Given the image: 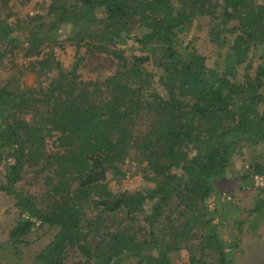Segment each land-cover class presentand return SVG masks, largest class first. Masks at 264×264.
<instances>
[{"label":"trees","instance_id":"1","mask_svg":"<svg viewBox=\"0 0 264 264\" xmlns=\"http://www.w3.org/2000/svg\"><path fill=\"white\" fill-rule=\"evenodd\" d=\"M170 1L74 0L68 9L50 0V14L57 13L59 23L71 25L69 41L83 42L88 52L116 60L115 72L91 80L76 73L77 65L64 75L60 62L42 50L46 42L56 41L58 24L45 30L37 23L25 40L18 41L0 19V47L12 55L35 57L28 64L36 73L57 68L61 76L38 90L0 84V163L10 160L0 191L12 195L18 209L8 241L13 246L26 243L36 222L56 229L50 242L33 255L32 264H125L130 257L136 264H171L170 252L183 246L190 252L189 264H199L201 258L189 247L192 240H198L207 255L215 253L218 264L229 262L224 249L236 243L221 239L212 223L217 209L211 211L207 205L216 190L215 180L231 169L233 157L264 141V46L254 76L233 82L207 67L182 36L195 17H214L218 4L177 0L172 6ZM220 1L222 21H236L229 29L235 35L224 58L223 71L231 73L246 61L250 48L264 44V4ZM128 40L139 52L129 62L116 48ZM83 59L79 56L76 64ZM149 61H156L159 74L146 70ZM158 84L165 96L158 92ZM41 101L44 106L38 105ZM48 138H53L50 148ZM128 158L144 163L155 188L133 192L108 188L107 170L118 173L119 164ZM26 164L37 167L36 174H43L42 180L50 185L44 196L13 187ZM247 168L241 179L264 173V164L255 160ZM169 202L176 210L182 205L177 210L181 218L169 215L161 231L171 241L162 248L155 236L137 242L133 224L138 216L154 235L155 221ZM259 202L264 211V200ZM86 211L96 213L87 217ZM119 214L116 229L109 230L101 220ZM93 231L100 232V238L89 245L85 240ZM76 252L82 255L72 258Z\"/></svg>","mask_w":264,"mask_h":264},{"label":"rangeland","instance_id":"2","mask_svg":"<svg viewBox=\"0 0 264 264\" xmlns=\"http://www.w3.org/2000/svg\"><path fill=\"white\" fill-rule=\"evenodd\" d=\"M55 1L70 9V4L74 0ZM170 2L172 6L178 4L177 0H171ZM214 2L218 4L215 16L195 17L182 32L184 40L189 41L195 52L204 57L207 67L224 73L229 80L241 82L247 74L249 77H253L264 44L259 45L256 49L250 48L246 61L233 68L231 73H225L223 71L225 54L229 51V44H231L235 35L234 32H229V29L236 26V21L223 22L220 15L222 11L221 1L211 0V4ZM49 3L50 0H0V19L11 27L10 34L14 35L18 41L25 40L27 34L37 23H43L42 27L45 30L47 25L58 24V28L54 31L56 41H48L41 48H43V51L50 52V55L60 62L61 71L64 75H67L74 65H77L76 73L83 80H91L96 77L103 78L115 72L117 62L110 55L96 51L90 53L83 42L77 44L67 39L71 34V25L67 22L59 23V15L57 13L50 14L48 10ZM256 3L264 4V0H256ZM36 14L41 17L34 22L31 19ZM223 38L225 42L221 41L224 40ZM14 45L18 46L19 42L14 43ZM23 45H27V43ZM116 48L125 56L127 62L131 60L133 53L138 52L129 40L125 44L116 45ZM0 50H3L0 56V84H5L9 88L15 84L27 85L29 88L38 90L39 87H47L52 80H60L61 76L58 75L57 68L36 73V69L32 70L28 64L35 57L24 58L22 55H12L2 47H0ZM79 56L84 57L83 63L76 64ZM247 63L249 67L245 68ZM144 67L153 75L160 73L156 61L146 62ZM66 78L69 79V76H66ZM156 88L160 94L165 96V90L161 85H156ZM261 91L264 93V87ZM40 96L38 94V97ZM184 99L187 100V97ZM38 105L44 106L42 101ZM27 116L29 117V115ZM52 140L53 138L47 139V148L53 146ZM242 152L241 156L236 155L233 157L231 169L223 177L215 180L216 190L207 206L211 211L217 209V213L213 214L212 223L221 239L229 244L233 241L236 243V247L232 248L227 245L224 249L229 259L227 264H264V211L259 208V201L264 200V192L253 184L251 175L246 179L239 177L246 172L245 170H248L247 167L251 161L255 160L264 164V141L253 147H244ZM7 161L4 160L0 163V184L5 180L4 174ZM144 166V163L132 162L129 158L125 159L122 164H119L118 173L111 169L107 170L106 183L108 188L112 192L124 190L133 192L155 188V182L148 179L151 172L146 170ZM36 172L37 167L26 164L19 181L13 187L21 190V192L44 196V190L50 185L42 180L43 174H36ZM149 205L150 203L146 204V209L149 208ZM181 207L182 205L177 210L179 211ZM177 210L174 208L173 202H169L162 209V214L154 224V235H152L147 222L142 220V215H139L133 224L135 240L142 242V240H152L155 236L158 239L157 246L161 248L166 246L171 238L167 232L162 233L161 231L166 228L169 215H174L173 218L177 217L178 220L181 218L177 214ZM85 213L87 217H91L96 212L86 211ZM17 215L18 209L14 206L12 195L0 191V264H32L33 255L47 245L56 232L55 228H49L46 224L36 222L30 233L24 238L26 243L13 246L8 241V233ZM111 217L112 215L104 216L101 219L111 228L109 230H112V226H114L113 229H116L115 220L120 218L121 214L117 215L116 218ZM200 231L204 234L206 229L203 228ZM99 233L97 231L90 232L85 242L89 245L95 244L100 238ZM198 242V240L190 241L189 244L192 246L189 247L192 248L191 252L196 258H201L199 264H218L217 255L215 253L207 255V250L202 251L199 249ZM140 246L143 249L145 248L143 245ZM189 254L190 252H188L186 246L178 251H171L169 254L170 263L189 264ZM79 255H82L81 252H76L71 257H80ZM157 255L158 252L153 253L154 260H157ZM136 263L137 260L134 257L125 259V264Z\"/></svg>","mask_w":264,"mask_h":264},{"label":"built area","instance_id":"3","mask_svg":"<svg viewBox=\"0 0 264 264\" xmlns=\"http://www.w3.org/2000/svg\"><path fill=\"white\" fill-rule=\"evenodd\" d=\"M251 178L257 188L264 190V173H254Z\"/></svg>","mask_w":264,"mask_h":264}]
</instances>
